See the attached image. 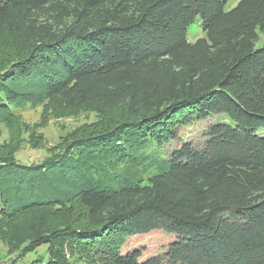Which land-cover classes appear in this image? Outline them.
Masks as SVG:
<instances>
[{"label": "trees", "instance_id": "1", "mask_svg": "<svg viewBox=\"0 0 264 264\" xmlns=\"http://www.w3.org/2000/svg\"><path fill=\"white\" fill-rule=\"evenodd\" d=\"M0 0V120L96 114L0 153V232L45 264H264V0ZM200 18L204 37L187 30ZM227 115L196 142L181 126ZM40 139V140H39ZM30 137L31 149L43 147ZM163 231L145 256L127 239ZM38 264H44L41 260Z\"/></svg>", "mask_w": 264, "mask_h": 264}, {"label": "rangeland", "instance_id": "2", "mask_svg": "<svg viewBox=\"0 0 264 264\" xmlns=\"http://www.w3.org/2000/svg\"><path fill=\"white\" fill-rule=\"evenodd\" d=\"M241 0H227L226 11L232 10ZM202 22L197 18L187 30V40L190 43H195L204 37L201 28ZM260 40L257 47L264 44V35L259 32ZM8 58V54L5 51ZM0 53L3 54V53ZM20 118L16 120L5 121L0 120V153L6 152L5 147L11 144L14 148L21 147L18 153V159L25 164L39 163L48 157H56L60 151H50L54 146L59 145L63 140H66L74 132L80 133V128L87 127L99 121L96 114L90 113H75L62 118L55 117L52 112H45L44 106L36 104L28 106L18 112ZM216 124H227L234 126V122L225 114L216 115L204 122L195 125L189 124L181 126L179 130V140L171 144L165 149L172 150L181 143L187 141L196 142L205 128ZM259 135L264 136V130L259 131ZM35 136V139L42 138L43 147L31 149L28 146L30 137ZM40 140V139H39ZM169 236L163 231H155L147 235L135 236L127 239L123 250L128 251L136 248H141L145 256L157 254L160 249L165 247L169 242ZM47 246H41L36 251L28 253L25 256H20V253H12L5 242L4 236L0 232V264H38L42 261L44 264L48 261Z\"/></svg>", "mask_w": 264, "mask_h": 264}]
</instances>
